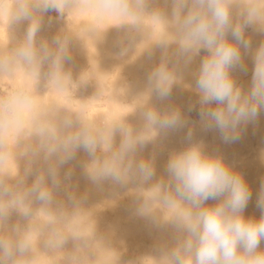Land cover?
<instances>
[{
  "label": "clouds",
  "instance_id": "9594fccd",
  "mask_svg": "<svg viewBox=\"0 0 264 264\" xmlns=\"http://www.w3.org/2000/svg\"><path fill=\"white\" fill-rule=\"evenodd\" d=\"M150 2L94 0L89 5L96 21L116 19V28L143 31L145 21H151L153 28L162 26L154 43L161 50L160 59L148 71L144 92L130 113L103 126L70 111L58 112L51 119L34 115L25 129L23 106L32 102L30 96L18 89L0 98V135L14 127L18 141L29 142L25 154L45 165L29 166L22 175L11 177L12 184L8 177H0V229L13 210L31 218L27 227L0 231V264H33L30 254L42 235L51 249L66 242L68 236L57 224L67 221L70 213L52 205L56 190L72 176L69 168L62 177L61 169L79 151L89 158L84 170L91 183L109 181L126 187L136 182V213L174 228V243L162 249L159 264H264L260 247L264 241V178L256 199L260 216H246L252 188L244 175L222 155L205 151L203 141L194 139V123L180 107L169 104L161 109L151 103L153 97L160 102L169 100L184 71L203 51L192 73L194 83L187 85L197 100L187 111H196L200 128L217 132L223 143L238 141L264 111V41L253 48L247 33L251 29L264 35V0H163V6L149 10ZM76 6L75 0H0V10L9 15L11 25L27 22L11 55L0 57V72L11 74L22 67L34 79L43 76L63 91L72 82L71 72L65 69L72 60L71 40L64 32H57L51 40L39 34L46 14H57L49 17L51 25L65 19ZM126 51L121 48V54ZM246 56L253 62L247 89L234 75L247 70ZM137 110L140 128L127 120ZM182 129H187L186 146L170 153L164 174L157 176L155 154L144 156V150L161 136ZM29 176L34 177L31 184L27 183ZM70 199L78 208L75 196ZM33 202L40 203L39 211L47 217L46 234L32 223L37 214Z\"/></svg>",
  "mask_w": 264,
  "mask_h": 264
},
{
  "label": "bare ground",
  "instance_id": "6f19581e",
  "mask_svg": "<svg viewBox=\"0 0 264 264\" xmlns=\"http://www.w3.org/2000/svg\"><path fill=\"white\" fill-rule=\"evenodd\" d=\"M93 2L94 0H75L77 6L67 14L68 18L60 23L55 21L49 25V15L46 14L43 17V27L39 37L51 40L57 32H64L71 40L70 51L72 56V60L65 64V69L70 71L71 74L80 73L82 77L94 78L97 81L98 89H101V82L107 75L113 73L115 78H118L119 75L114 71V68L126 69L127 75L122 78L124 81L122 91L128 98L133 100V103L129 106H121L118 91L108 93L106 106L101 109L99 115L96 114L99 118V126H103L106 122H111L122 114L131 112L140 99L141 94L144 92L146 75L160 59L161 50L154 43L155 38H158L162 31V26L155 24L156 28L152 29L149 24L151 21H145L143 31L129 30L125 26L116 28L113 26L114 23L119 22L116 19L95 20L94 10L89 6ZM156 6H163V0H153V7ZM26 27L27 22L11 25L9 15L0 10V57L11 55L13 49L22 38ZM93 28L96 30L93 31ZM250 35L253 38V48L257 47L261 41H264V35L253 33L252 31ZM143 36H146V39H143ZM129 37H132V42L128 45L129 48L125 54L115 50V47L124 44L125 38ZM132 49L134 54L130 53ZM149 51L152 53L151 57L149 56ZM202 57L201 55L197 57L192 65L184 71L182 82L178 83L175 86L176 88L174 87L175 95L173 97L164 102H160L153 97L151 103L161 109L172 104L180 107L187 115L186 105L197 100V96L187 88V85L194 83L192 73L198 68ZM139 63L143 64L140 66ZM86 64H89L90 67L87 71ZM144 64L148 65V67L144 68V72H141L139 67L142 68ZM194 64H196V68L192 70ZM245 66L246 71H237L234 75L239 84L247 89L251 83L253 69V62L250 56L245 57ZM6 80L9 81L10 93L22 89L31 98L32 102L23 106V125L26 127L29 126L30 119L34 115L51 119L58 112L62 113L64 111L82 114L85 106L90 111H94L95 106L91 105L87 97L78 100L76 106L71 104L69 100L64 103L61 90H58L52 84L47 90L38 87L36 79L26 71H23L22 67L21 69L19 67L15 68L11 74L0 72V83ZM133 113H135V116L132 119H128V121L134 127L140 128L142 121L139 117V111L137 110ZM96 115L92 114V117L89 112L86 117L96 122V119H93ZM189 120L194 123V139L203 141L206 152L222 155L227 163L236 165V169L239 172L241 171L238 167L241 164L248 166L250 174L244 177L252 188V199L245 210V215L259 218L260 210L256 207V199L260 190L261 179L264 178V172L260 171L261 166L264 165V111L261 112L254 124H249L246 127L238 141L228 144L221 141L217 132L203 131L199 122L190 118ZM9 130H15V128L13 127ZM186 131L187 129H182L169 133L167 136H161L144 150V156L155 154L157 176L164 174L170 153L181 150L186 146ZM252 132L257 134L258 145L249 159L243 160L240 148L247 142V134ZM116 142L119 143V136L116 137ZM22 146L24 145L19 142L14 144V151L18 150L15 153L18 154L19 148ZM13 147L9 148L11 160L7 162L0 161V177H8L6 179L9 184L14 181L11 177H14L22 169L20 164L24 158L23 155V158H21L22 156L18 157L19 154L17 156L13 153ZM2 149L7 150L6 134L0 135V152ZM21 151L25 152V150ZM26 159L25 156L23 161H26ZM88 159V157L82 159L80 154L77 153L76 158L61 169L62 177L64 171L69 168L72 169L71 179L64 181L61 186V189L65 188L68 198L66 200L63 199L65 197L61 198L60 193L62 191L58 189L55 192L54 201V204L63 202V205L67 201L72 206L69 210L73 209V212L78 213L79 215L77 216L80 218H85L87 223H82V219L76 223L65 222L66 227L71 231L73 230V232L70 231L71 234L78 238L70 234L66 239L63 251L48 248L44 242L37 241L33 253L30 254V258H34L33 264H57L56 262L60 264H115L116 259L119 258L120 251L127 242L132 244L134 256L124 264H159L162 249L170 248L174 243L176 235L174 228L170 224L157 225L150 217H143L136 213L139 203L138 193L134 191L137 187L136 182H131L126 187L114 185L109 181L100 185L91 183L86 178L84 170V164ZM33 167H36L35 164ZM43 167L45 165L41 160L38 168ZM119 190H122L125 194H131L129 203L122 201ZM70 196H75L78 208L74 201L70 199ZM208 203H214V201H208ZM54 204L52 207H54ZM62 209L67 211V208L63 207ZM69 210L68 212H71ZM38 217L39 219L32 220V223L38 229H44L47 232L45 224L47 217L42 211H40ZM18 220L14 217V214H10L4 228L0 229V231L11 233L12 229L17 225L24 228ZM124 220H128V225L123 224ZM101 230L104 234L101 233ZM40 238L43 240V237ZM145 238L153 240V244L146 245L144 243ZM81 241L89 244V247L85 249V252L88 250V254L85 253L83 259L76 253L81 246ZM156 241L161 242L156 243ZM82 246L84 247V245ZM260 247L264 249V241L261 242Z\"/></svg>",
  "mask_w": 264,
  "mask_h": 264
},
{
  "label": "rangeland",
  "instance_id": "374dc122",
  "mask_svg": "<svg viewBox=\"0 0 264 264\" xmlns=\"http://www.w3.org/2000/svg\"><path fill=\"white\" fill-rule=\"evenodd\" d=\"M152 8H153V0L149 4V10L152 9ZM48 15H49V17L55 18L57 14L55 12H51V13H48ZM67 18H68V15L66 16L65 19H67ZM65 19H63V20H57L56 22L57 23H60L61 21H64ZM151 23H149L150 26H151ZM125 27L126 28H129L127 26H125ZM155 28H156V26H154V28L152 27V29H155ZM129 30H134V29H130L129 28ZM251 31H252L251 29H248L247 30V33L250 34ZM131 38L132 37L125 38V43L122 44V45H120V46L115 47V50H117L120 53H121V48L122 47L123 48H127V50H128V48H129L128 45L131 44V42H132L131 41ZM142 38L143 39H146V36H143ZM252 42H253V38H252ZM130 53L134 54V50L132 49L130 51ZM200 55L201 56H204L205 55V52L201 51V54ZM139 64L141 66L143 63H139ZM85 66H86V71L89 70V68H90L89 67V64H86ZM147 67H148V65H145L144 64L142 68L141 67H139V68H140V71L141 72H144V70H145L144 68H147ZM19 68L21 69V67H19ZM195 68H196V64L193 65L192 70H195ZM23 71H26V70H24V68H23ZM114 71H116V73L119 75L118 78H115V76L113 75V73L111 75H107V77L101 82V89H98L97 81L94 78H91V77L85 78V77H82L80 75V73H72L71 74L72 75V82L69 83L66 86V88L61 92L62 93V98L64 100V103L67 102V100H69L71 104H73L74 106H76L77 103H78V100H80L83 97H87L88 100L91 102V105H94L95 108H94V111H90L88 109V107H86V106L83 107L84 108L83 109L84 113H82V114H83V116L85 118H87L86 115L89 112H90L91 116H92V114H94V115L98 114L99 115V113H101V109H103L106 106L107 95L110 92L118 91V94L120 96L119 99L121 101V104H120L121 106H129V105H132L133 100L131 98H128L125 95V93L122 91V87H123V84H124V81L122 80V78L123 77H126V75H127L126 69L114 68ZM36 81H37L38 87H40V88H42L44 90H47L48 87L51 86V83L45 77H43V76H41L38 80L36 79ZM238 83H239V81H238ZM174 91H175V89L173 88L171 97H173L175 95ZM9 93H10L9 81L6 80V81H3L2 83H0V98L7 96ZM195 101L196 100L192 101V103H195ZM188 106H189V104L186 105V108H185L188 117L191 120H193V121L199 122L198 113L196 111L188 112L187 111ZM128 113H130V112H128ZM98 115H96V117L93 118V119H96V122L95 123L99 126V120H98L99 118H98ZM134 116H135V113L129 114L127 116V120L128 119H132ZM22 126L25 129H27L29 127V126L26 127L25 125H22ZM6 139H7V150H4V149L1 150V152H0V161L1 162H7V161H10L11 160L10 159L11 156L9 154V152L11 153V151H9V148L10 147L12 148L14 144H16L17 142L22 143V145H24V146H22L19 149L20 150H25V149H22V148H26L27 145H28V143H29L28 141L23 140V139H21V140L18 141L15 130H9L7 132V134H6ZM8 140H10V141H8ZM246 140H247V142L244 143L243 146H241V148H240V152H241V156H242V159L243 160L249 159L250 155L253 152H255V149L257 148V145H258V137H257V134L255 132L248 133L247 134V137H246ZM15 141H16V143H15ZM33 143H34V141H33ZM10 144H11V146H10ZM14 147H13V151H14ZM20 150H19V153H18L19 156H18L17 153H15L16 151L18 152V150H15L14 152L12 151L18 157H21L23 155L24 158H23V156L21 157V158H23V160L25 159V156L27 158L26 161H23V160H22V162L20 161L21 164L19 162V164L21 165L20 167L22 169L19 168L18 167L19 164L16 163V165H18L17 167L19 169H21L19 171V173L22 175L23 172L29 167V165L33 169L38 168L39 162H41V160H39V161H32L30 159V156L28 154H25V152H22V151L20 152ZM78 153L80 154V156L82 157V159H86L88 157L87 154L84 153L83 151H79ZM16 155H14V156L16 157ZM34 164L36 166L35 168L33 167ZM24 165H26V166H24ZM233 166L236 169V165H233ZM238 169L241 171V173L244 176H248L250 174V170H249L248 166H246V165L241 164V166H239ZM260 171L261 172H264V165L261 166V170ZM33 178L34 177L29 176L28 179H27V183L28 184H31ZM13 182H15V181H13ZM59 189L62 191V193H60L61 196H62L61 198L65 197L63 199L66 200L68 198V195H67V192H66L65 188L61 189V187H60ZM119 195L121 196L122 201L124 203H129L131 201V194L130 193H126L125 194L122 190H119ZM67 203H68L67 201L64 202V205H63V202L60 203V204L59 203H55L53 208L62 209L64 207V208H67V211H68L69 209L72 208V206H70L71 204H69V203H68V205H69L68 206ZM65 205H66V207H65ZM40 208H41V205H40L39 202H33V205H32L33 212L34 213L37 212V214L33 218V220L39 219L38 216L40 214V211H39ZM69 211H71V212H69L70 215H69V218L67 220L68 222H71V223L72 222H75L76 223V222H78L79 220L82 219L81 220L82 223H84V224L87 223L86 219L85 218L83 219V218H80L79 216H77L79 214L78 213H74L73 212V209L72 210H69ZM10 214H14V217H16V219H19L18 221L21 223V225L23 227H27L28 224L30 223V219L31 218H26V217L22 216L19 212L15 211V210H13ZM65 222L66 221H60V222H58L57 227L63 232V234L69 236L71 234V232H73V230L71 231L70 229H68L66 227V225H65L66 224ZM71 223H68V224H71ZM123 224L124 225H128V220H124L123 221ZM101 233L104 234V232H102V230H101ZM45 234H46V232H45ZM44 236H41V237H43V240H42V238H40L38 240V242H44L45 243V237ZM71 236H74V235L71 234ZM85 237H87V236H85ZM40 240H42V241H40ZM160 242L159 241H156V243H160ZM80 243H81V246L84 245V247L83 246L82 247L80 246V248L77 250L76 253H77V255L80 258L83 259L85 253H87V251H88V250H86V252H85V249H87V247H89V244H86L84 241H81ZM144 243H146V245H152L153 244V240H151L149 238H145L144 239ZM64 246H65V243L60 248L55 249V250H57V251H63ZM133 256H134V252L132 251V244L130 242H127L123 246L122 250L120 251L119 258L116 259V261H115L116 263L115 264H124L127 261H129L130 259H132ZM53 262L55 263V261H53ZM56 263L57 264H60L58 262H56Z\"/></svg>",
  "mask_w": 264,
  "mask_h": 264
}]
</instances>
